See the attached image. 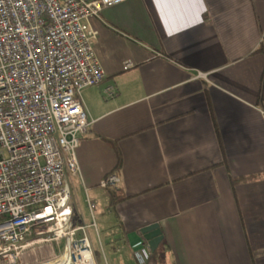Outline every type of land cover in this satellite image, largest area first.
I'll use <instances>...</instances> for the list:
<instances>
[{
	"label": "crops",
	"instance_id": "0c3cea01",
	"mask_svg": "<svg viewBox=\"0 0 264 264\" xmlns=\"http://www.w3.org/2000/svg\"><path fill=\"white\" fill-rule=\"evenodd\" d=\"M89 26L106 77L81 91L67 181L94 263L141 264L157 224L143 264H264V0H126ZM112 173L127 199L111 207Z\"/></svg>",
	"mask_w": 264,
	"mask_h": 264
},
{
	"label": "built area",
	"instance_id": "2783aa9c",
	"mask_svg": "<svg viewBox=\"0 0 264 264\" xmlns=\"http://www.w3.org/2000/svg\"><path fill=\"white\" fill-rule=\"evenodd\" d=\"M125 1L0 0V264H95L67 178L89 125L81 91L106 77L89 20ZM118 183L112 173L100 187Z\"/></svg>",
	"mask_w": 264,
	"mask_h": 264
},
{
	"label": "trees",
	"instance_id": "16d2710c",
	"mask_svg": "<svg viewBox=\"0 0 264 264\" xmlns=\"http://www.w3.org/2000/svg\"><path fill=\"white\" fill-rule=\"evenodd\" d=\"M257 50L264 54V45L261 44L259 49H257ZM263 80H264V70H263V74H262V81ZM261 89H262V85H261ZM112 145H113V149L117 153L118 160H117V164L115 166V169H118L120 166V156H119V153L117 151L115 143H112ZM248 179H250V178H242L239 181L244 182ZM107 191H108V205L111 207L116 205L118 202H121V201L127 199V197L123 194V192L119 188H113V189L109 188V189H107Z\"/></svg>",
	"mask_w": 264,
	"mask_h": 264
},
{
	"label": "water",
	"instance_id": "95a60500",
	"mask_svg": "<svg viewBox=\"0 0 264 264\" xmlns=\"http://www.w3.org/2000/svg\"><path fill=\"white\" fill-rule=\"evenodd\" d=\"M140 232L147 241L150 250L154 251L162 238L158 225H148L142 228Z\"/></svg>",
	"mask_w": 264,
	"mask_h": 264
},
{
	"label": "rangeland",
	"instance_id": "374dc122",
	"mask_svg": "<svg viewBox=\"0 0 264 264\" xmlns=\"http://www.w3.org/2000/svg\"><path fill=\"white\" fill-rule=\"evenodd\" d=\"M70 184V183H69ZM70 190H71V194L73 196V191L74 189L72 188L73 186L70 184ZM75 197H77L82 209L84 210V218H85V221L87 222H93V219H90L91 215H89L88 213H86V210L84 209V204H83V197L81 195H79L78 193H75ZM93 212V211H92ZM95 229V228H94ZM94 229L90 230L92 233H95Z\"/></svg>",
	"mask_w": 264,
	"mask_h": 264
}]
</instances>
